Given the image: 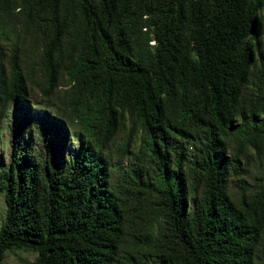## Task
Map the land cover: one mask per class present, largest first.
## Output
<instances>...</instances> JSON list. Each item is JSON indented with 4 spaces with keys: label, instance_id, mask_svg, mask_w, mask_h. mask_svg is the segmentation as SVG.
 Here are the masks:
<instances>
[{
    "label": "trees",
    "instance_id": "16d2710c",
    "mask_svg": "<svg viewBox=\"0 0 264 264\" xmlns=\"http://www.w3.org/2000/svg\"><path fill=\"white\" fill-rule=\"evenodd\" d=\"M9 117L0 264H264V0H0Z\"/></svg>",
    "mask_w": 264,
    "mask_h": 264
},
{
    "label": "rangeland",
    "instance_id": "374dc122",
    "mask_svg": "<svg viewBox=\"0 0 264 264\" xmlns=\"http://www.w3.org/2000/svg\"><path fill=\"white\" fill-rule=\"evenodd\" d=\"M11 118H6L0 121V162L6 163L9 160L10 147V133H11ZM137 150V147H135ZM6 214V204L4 195L0 192V226ZM37 254L25 251H16L8 253L3 264H31Z\"/></svg>",
    "mask_w": 264,
    "mask_h": 264
}]
</instances>
